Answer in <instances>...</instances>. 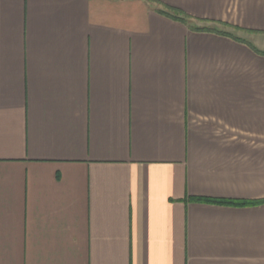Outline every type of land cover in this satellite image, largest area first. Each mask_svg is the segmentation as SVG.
Wrapping results in <instances>:
<instances>
[{"label":"crops","instance_id":"crops-1","mask_svg":"<svg viewBox=\"0 0 264 264\" xmlns=\"http://www.w3.org/2000/svg\"><path fill=\"white\" fill-rule=\"evenodd\" d=\"M0 264H264V0H0Z\"/></svg>","mask_w":264,"mask_h":264},{"label":"trees","instance_id":"trees-1","mask_svg":"<svg viewBox=\"0 0 264 264\" xmlns=\"http://www.w3.org/2000/svg\"><path fill=\"white\" fill-rule=\"evenodd\" d=\"M174 9H170L168 7L166 8H160L159 9V12L169 16V17H172L174 19H179V20H182V21H188L187 18L188 16L180 13L178 10H175L173 11ZM194 29H199V30H209V31H213V30H216V28H213V27H210V26H198V27H193ZM223 33H226V32H223Z\"/></svg>","mask_w":264,"mask_h":264}]
</instances>
